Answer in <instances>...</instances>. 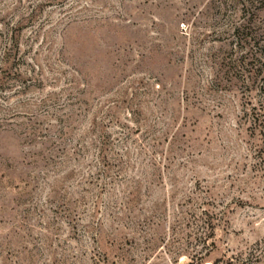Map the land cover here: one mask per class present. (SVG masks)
<instances>
[{
  "label": "rangeland",
  "instance_id": "rangeland-1",
  "mask_svg": "<svg viewBox=\"0 0 264 264\" xmlns=\"http://www.w3.org/2000/svg\"><path fill=\"white\" fill-rule=\"evenodd\" d=\"M264 0H0V264H264Z\"/></svg>",
  "mask_w": 264,
  "mask_h": 264
},
{
  "label": "trees",
  "instance_id": "trees-1",
  "mask_svg": "<svg viewBox=\"0 0 264 264\" xmlns=\"http://www.w3.org/2000/svg\"><path fill=\"white\" fill-rule=\"evenodd\" d=\"M261 254L264 255V244L257 243L252 253V260L257 262L262 257Z\"/></svg>",
  "mask_w": 264,
  "mask_h": 264
}]
</instances>
